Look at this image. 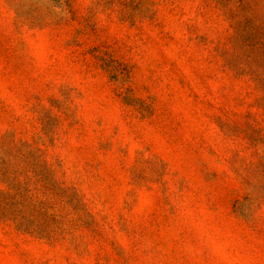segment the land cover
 <instances>
[{
    "label": "rangeland",
    "instance_id": "obj_1",
    "mask_svg": "<svg viewBox=\"0 0 264 264\" xmlns=\"http://www.w3.org/2000/svg\"><path fill=\"white\" fill-rule=\"evenodd\" d=\"M0 264H264V0H0Z\"/></svg>",
    "mask_w": 264,
    "mask_h": 264
}]
</instances>
